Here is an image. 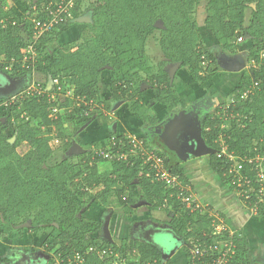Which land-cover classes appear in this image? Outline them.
Wrapping results in <instances>:
<instances>
[{"label":"trees","instance_id":"trees-1","mask_svg":"<svg viewBox=\"0 0 264 264\" xmlns=\"http://www.w3.org/2000/svg\"><path fill=\"white\" fill-rule=\"evenodd\" d=\"M4 1L0 0V72L16 87L20 86L18 80L22 82L20 93L32 84L41 93L19 96L3 108L5 116H0L3 234L21 235L17 228L25 223L35 233L49 227L44 247L47 264H56L54 254L84 253L90 247L96 251L112 249L119 258L100 259L93 253L85 256L84 264H162L155 243L104 239L103 222L84 217L95 203L129 215H135L137 206L144 204L151 213L166 212L168 228L188 247L192 238H202L204 233L210 237L203 239V244H211L214 239L208 215L192 214L177 198V190L147 178L141 160L109 161L94 151L76 154L74 135L119 103L129 104V110L144 124L160 123L153 114L156 104L171 113L182 102L179 75L185 73L194 88L214 86L215 78L228 72L221 70L220 59L225 52H235L243 40L249 48L247 60L258 66L243 73L230 94L238 100L230 110L237 118L224 126L222 115L207 114L203 136L216 152L220 149L217 140L223 134L230 151L252 158L262 154L264 0H91L86 11L84 0H76L62 14L61 23L37 41L32 19L47 20L57 3L65 5L70 0H17L31 4L21 21ZM87 14L92 22L84 25L91 33L80 42L60 43L59 35L79 25L77 20ZM29 44H34L36 56L25 60ZM150 46L160 59L149 52ZM175 68L178 71L172 76ZM50 79H58L59 84L49 87ZM103 84L111 97L102 94ZM144 87L154 94L148 103L140 96ZM248 90V98L241 100L240 95ZM6 101L0 99V105ZM120 142L130 145L127 136L114 135L107 145L112 150L113 144ZM154 150L165 167L188 186L183 166L168 153ZM101 163H108L105 172L99 171ZM210 165L235 192L229 165L216 153L210 156ZM135 186L140 189L138 194ZM259 216L264 219V209ZM234 239L237 255L231 264H249L245 241L239 234ZM188 247L184 248L189 251ZM9 261L8 257L0 258V264ZM166 264L174 263L170 259Z\"/></svg>","mask_w":264,"mask_h":264},{"label":"crops","instance_id":"crops-1","mask_svg":"<svg viewBox=\"0 0 264 264\" xmlns=\"http://www.w3.org/2000/svg\"><path fill=\"white\" fill-rule=\"evenodd\" d=\"M16 4L28 7V2L17 1ZM177 71L178 70L176 69L175 73ZM222 78V84H224L223 82L225 78ZM183 83L186 85V90L187 88L191 89L189 92H191L192 99L193 97L197 96L198 93L195 92V88L193 87V84L188 77L179 79L178 90L182 97L180 107L184 108V96L182 94V91L184 89L182 88ZM221 86V81H216L215 85L212 86V89L215 88L217 90L218 88H221ZM216 93L217 92H212L210 94V98L213 99L216 96ZM104 94V96L107 97L106 94L108 93ZM140 96L145 103H148L153 99L154 94L149 87H144ZM217 100L219 101L220 99ZM211 102L212 101L210 100V103ZM221 104L219 103V106ZM126 105L127 103H119L115 105V107L112 108V111H105L102 117L94 118L88 125L83 127L77 134L74 135L73 151H75L76 154H79L92 152L97 148L104 149L109 146L107 144L114 135L116 137L127 136V138L130 137L142 139L143 141H146L150 147L156 149L161 153H168L170 155L168 151L169 145H162L161 141L154 138L155 134L152 135V137L149 135L151 134L152 130L157 133L161 130H165L166 132V124L164 125V122L172 112L168 113L163 105L156 104L153 107V114L158 117L160 123L156 125H148L144 124L138 118V116L136 117V115L133 114L129 109L121 112V109H123ZM112 112L117 116L118 121L115 124L111 122ZM128 114H131L129 123L121 118L122 115L125 116ZM75 145H79L82 152L79 149H76ZM100 165L103 166L102 168L106 169L108 163H101L99 164V166ZM181 165L183 166L185 176L188 179L187 185L193 191L196 198L199 199V201L205 206H208L214 213L218 214L220 217L226 220L230 230L235 232L236 234H239L245 241L248 263L264 264V219L260 216H254L250 214V211L247 209V207H245L244 203L240 200L236 192L231 190L229 186L226 185L222 181V179L212 170L209 157H200L197 159L185 161ZM105 169L104 171L100 172H105ZM133 190L136 194H138L140 191L138 186H135ZM113 209L105 207L100 203H95L84 214V217L87 219L103 222V233L102 236H100L104 239L115 241L128 239L137 240L140 242L155 243V240L151 241L148 239L151 233H160L164 231L173 233L167 226V223L170 221V219L166 215V212H164L163 210L151 213L144 204H140L139 206H137V213L135 215H129L125 214L124 211L120 209ZM107 223L110 238L107 236L105 231V224ZM133 224L134 226L132 227ZM134 227H139L145 232L148 231V236L145 237L143 235V232L136 231V236L131 237L130 228L134 229ZM43 228V231H48L50 235L51 231H49V227H42L41 230L38 231V233L41 232ZM121 232H124V234L121 235ZM35 234L34 232L28 234V242L30 243V245H34L33 242L37 240V236H35ZM16 235L19 236L18 234ZM28 248L34 249V247L31 246H28ZM186 249L187 248L182 247L171 258L174 264H190L188 255L189 251H187ZM41 255L47 257L45 254L41 253Z\"/></svg>","mask_w":264,"mask_h":264},{"label":"built area","instance_id":"built-area-1","mask_svg":"<svg viewBox=\"0 0 264 264\" xmlns=\"http://www.w3.org/2000/svg\"><path fill=\"white\" fill-rule=\"evenodd\" d=\"M76 0H70L64 5V2L57 3L58 7L51 12V17L47 20H40L36 16L32 19L35 25L34 39L35 41L44 34L51 32L62 21V14L66 13L75 5ZM264 57V52H263ZM36 56L35 46L31 44L27 49V57L25 60L34 59ZM9 70V68H7ZM51 86L59 84L58 79H51ZM56 88V87H55ZM61 89V88H59ZM36 93H41L36 84L27 86L20 96ZM251 90L242 93L241 100L248 98ZM9 100V99H8ZM238 100L231 96L226 104L222 105V119L226 122L237 118V114L230 110ZM12 102L6 101L0 105V109L8 107ZM28 120V118H27ZM130 145L123 142L114 143V149L110 146L102 150H94V154L108 159L109 161H118L129 163L131 158H138L142 161V171L147 178H152L163 182L167 188L177 190V198L186 205L192 214L205 213L211 222V237L214 241L211 244H203V239L210 237V234L204 233L201 237L192 238L189 246V263L190 264H231L237 255V245L235 243L236 233L231 231L227 225L226 220L214 213L208 206L203 205L196 198L191 189L183 185L177 176L171 173L166 167L164 160L156 154L155 150L151 148L146 141L142 139L130 138ZM219 150L216 155L229 165V174L232 176V184L236 186V194L244 203L245 207L250 211L251 215L259 216V213L264 209V155H257L256 157H242L234 151H230L221 134L217 140ZM134 163V162H133ZM126 200V199H124ZM96 253L100 259H105L109 256L119 258V255L112 249H104L96 251L94 247H90L88 251L74 252L64 256L63 253L54 254L56 264H84L85 256ZM118 264V263H115ZM158 264V262L149 263Z\"/></svg>","mask_w":264,"mask_h":264},{"label":"rangeland","instance_id":"rangeland-1","mask_svg":"<svg viewBox=\"0 0 264 264\" xmlns=\"http://www.w3.org/2000/svg\"><path fill=\"white\" fill-rule=\"evenodd\" d=\"M16 3H17V0H5L4 1L5 7L9 10H12L15 17H17V19L19 21H21L22 17H23L22 15H24L26 10L31 9V8H29V7H31V4L28 3V7H27V6H20V4H16ZM90 3H91V0H84L82 6H83V9L85 11H86V7L89 6ZM16 7H18V8H16ZM84 17L90 18L89 14H87ZM73 21H76V20H73ZM84 24H89V23H84ZM84 24L79 23V25H74L68 32L59 35V37H58L59 42L62 44L72 43V42H77V41L80 42L85 36H87V35H89V33H91V28L88 27L87 25H84ZM201 24H202V22H201ZM204 34L207 35L206 33H204ZM22 35H23L24 39H26V41H27L28 36L24 32L22 33ZM208 41L210 42V40H208ZM30 45L31 44H29L28 47ZM152 49H153V46H150L149 52L151 54L153 53ZM248 49H249L248 44L244 43L243 40H241L237 44L235 52H225L223 58L220 59V62L222 63V65H228L227 61L235 58L234 63L243 66V69L238 71V72H227V73L223 72V74H221L220 76H217L215 78V82L221 81V85H222L221 88H218L217 90L215 88L212 89V87H208V86L207 87L205 86L203 88H195V92H197L198 95L193 97V99H192L191 92H189L191 89L187 88V90H186V85L183 83L182 88H184V89H183V91L181 89V91L183 92L182 94L184 96V99H183L184 100L183 101L184 108L179 106L174 111L173 118L181 117L182 116L181 112L185 113L187 109H191V107H197L198 105L203 106V109H204L203 112H204L205 116L207 114H210V113L215 114V115L216 114L222 115V113H221V109L223 107L222 105L229 100V98L231 97L230 94L232 93V91L236 88L237 85L240 84V81L242 80L243 73H245V72L248 73V72H250V70L252 68H255L258 66L257 64H254L253 62H249L247 60V57L245 55L248 54V52H249ZM153 55H155V53H153ZM155 56L158 57L157 59L161 58V55L156 54ZM5 60H3V61H5ZM173 75H175V70H172V76ZM184 77H187V76H185V73H182L181 75H179V79L180 78L184 79ZM222 77L225 78L224 82H223L224 84H222V81H223ZM17 83H18V85L22 84V82L19 80L17 81ZM49 85L50 86L52 85L51 81H50ZM101 90H102L103 95H105L104 93H108V94H106V96L111 97V93H110L107 85L103 84ZM212 92L218 93V94L216 93V96L213 99L210 98L211 97L210 94ZM68 95H70V93H68ZM19 96H20V91L18 90V88L13 90L11 92V94L6 95V94L0 93V99H4L5 101L7 100L10 102H14L17 98H19ZM190 96H191V98H190ZM217 99H220L219 100L220 102ZM210 100L212 101L211 103H210ZM219 103L220 104L223 103V104H221L219 106ZM127 109H129V104H127L123 109H121V112H124ZM217 109H219V110L217 111ZM4 110L0 109V116H3V117L5 116ZM170 115H169V117H170ZM184 116H185V114L183 115V117ZM111 117H112L111 122L113 124L117 123L118 120H117L116 114H113V112H112ZM121 118H123V120H125L127 123H129V121L131 119V114H128L125 116L122 115ZM184 119H185V121L187 120L185 117H184ZM229 122L230 121L226 122V124H228ZM33 125L35 126L37 124H33ZM154 134H155L154 138H156V140L161 141L162 145H170V141L168 139L170 137H167L168 133H166L165 130H161L158 133L155 132L154 130H152L151 134L149 136L152 137V135H154ZM261 155H264V148L262 150ZM100 167H101V169H100ZM102 167H103L102 165L99 166V171H104L105 168H102ZM133 226H134V224L132 225V227ZM20 229H21V232H20L21 235L18 234L19 236L16 235L17 233L13 234V235H4L3 232L0 230V258L8 257L10 259L9 262L1 263V264H25V262H27V260L31 261V260L37 259L38 254H41V253L45 254V248L44 247H45L46 240L49 237V232L48 231L44 232L43 231L44 228L42 229L41 232H39L37 234H35V232H34L35 236H37V240L33 242L34 245H30V243L28 242V234L33 233V232H30V231H32L30 224L25 223L24 225L19 226L17 228V230H20ZM49 231H51V229H49ZM136 231L137 232H143V235L145 237H147L149 234L148 231L145 232L144 230H141L139 227H134V229L130 228L131 237L136 236ZM157 233H151L150 237L148 238L149 240H152V241L155 240L156 244L164 245L166 242H169L171 240V238L173 237V235H172L173 233L168 232V231H164V232L158 233V234ZM123 234H124V232H121V235H123ZM28 246L34 247L35 250L29 251L28 249H31V248H28ZM39 264H47V262L41 261Z\"/></svg>","mask_w":264,"mask_h":264},{"label":"water","instance_id":"water-1","mask_svg":"<svg viewBox=\"0 0 264 264\" xmlns=\"http://www.w3.org/2000/svg\"><path fill=\"white\" fill-rule=\"evenodd\" d=\"M77 22L84 24V23H91L92 21L90 18L82 17L78 19ZM176 69L177 68H175L174 70ZM242 69H243L242 65L235 64L233 62L229 63L228 65H223L221 67V70L228 72H238ZM11 92L12 91H9L3 94L7 95V94H11ZM184 117L187 119L186 121H184L183 119ZM184 117L182 115L181 117L177 118L173 128L170 130L169 133L171 138L172 150L174 152L172 158L174 160H177V162H179L180 164H182L185 161L197 159L200 157H207L215 154L216 150L210 147L206 143L203 137V129L201 122L203 113L200 112L197 113L194 110L192 114H187ZM183 121H184L183 125H180V123ZM177 126L178 127L181 126V127L178 128ZM181 128L183 129L181 130L183 137L182 135L181 137L179 136V134H181L180 132ZM75 148L79 149L82 152L81 147L79 145H75ZM105 231L107 236L110 238L108 223L105 224ZM172 235L173 237L171 238V240L169 242H166L164 245L156 244L159 247L162 254V260H161L162 264H166L182 247H188L184 239L179 238L174 234Z\"/></svg>","mask_w":264,"mask_h":264},{"label":"flooded vegetation","instance_id":"flooded-vegetation-1","mask_svg":"<svg viewBox=\"0 0 264 264\" xmlns=\"http://www.w3.org/2000/svg\"><path fill=\"white\" fill-rule=\"evenodd\" d=\"M231 62H233L234 63V60H229V61H227V64H229V63H231ZM220 64H222V63H220ZM7 76L5 75V73L3 74V73H1L0 72V93L1 94H3V93H7V92H9V91H13V90H15V89H20V87H22V85H20V86H15L14 84H12L10 81H7ZM12 86V87H11ZM195 109V111L197 112V113H203V117H202V119H201V122H202V126H203V120H204V118H205V115H204V112H203V106H201V105H198L197 107H191V109H187L186 110V112L185 113H183V112H181L182 113V115H187V114H192V112H193V110ZM183 110V109H182ZM180 114V113H179ZM173 115H174V112L173 113H171V115H170V117H168L167 119H166V121L164 122V125L166 126V133H168V135H167V137H170V130L173 128V126H174V124H175V121L177 120V118H173ZM193 116V115H192ZM173 118V119H172ZM194 118V117H193ZM197 118V117H196ZM184 119V118H183ZM184 121H185V119H184ZM184 121L183 122H181L180 123V125H183V123H184ZM178 127V126H177ZM179 127H181V126H179ZM178 127V128H179ZM202 129H203V127H202ZM181 130H183L182 128L180 129V132H181ZM181 135H182V132H181V134H179V136L181 137ZM182 137H183V135H182ZM204 137V136H203ZM169 139V141H170V145L168 146V151H169V153H170V156H172L173 157V155H174V152H173V150H172V144H171V138H168ZM205 139V138H204ZM206 141V140H205ZM164 146H166V145H164ZM207 157H209L210 158V156H207ZM46 258L47 257H45V256H43V255H41V254H38L37 255V259H34V260H31V261H28L27 260V262H25V264H38V263H40L41 261H45L46 260Z\"/></svg>","mask_w":264,"mask_h":264},{"label":"clouds","instance_id":"clouds-1","mask_svg":"<svg viewBox=\"0 0 264 264\" xmlns=\"http://www.w3.org/2000/svg\"><path fill=\"white\" fill-rule=\"evenodd\" d=\"M189 248V247H188Z\"/></svg>","mask_w":264,"mask_h":264}]
</instances>
